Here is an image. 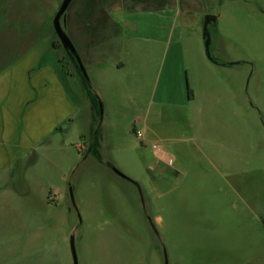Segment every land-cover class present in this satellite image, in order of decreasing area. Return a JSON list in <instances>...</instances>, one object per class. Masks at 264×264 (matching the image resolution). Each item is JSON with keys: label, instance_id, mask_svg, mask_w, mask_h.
Segmentation results:
<instances>
[{"label": "rangeland", "instance_id": "rangeland-1", "mask_svg": "<svg viewBox=\"0 0 264 264\" xmlns=\"http://www.w3.org/2000/svg\"><path fill=\"white\" fill-rule=\"evenodd\" d=\"M63 1L0 0L8 11L0 22L11 28L0 30V49L12 59L32 44L65 92L63 101L54 94L46 101L47 126L23 184L32 192L0 193V215L17 210L16 228L23 223L0 238V264H75L72 239L78 264H264V0H168L192 93L183 104L176 84L161 77L164 47L126 33L129 15L157 13L161 3L107 0L92 28L80 26L86 47L75 18L98 5L73 0L65 32L99 101L101 161L91 152L96 118L83 79L57 47L53 21ZM207 16L216 17L210 56ZM157 90L163 103L154 101ZM40 184L48 192L42 210L34 204Z\"/></svg>", "mask_w": 264, "mask_h": 264}, {"label": "crops", "instance_id": "crops-1", "mask_svg": "<svg viewBox=\"0 0 264 264\" xmlns=\"http://www.w3.org/2000/svg\"><path fill=\"white\" fill-rule=\"evenodd\" d=\"M62 2V0H60ZM60 2V3H61ZM98 6L92 5V10H86L87 15L78 21L75 18V30L81 41V45H90L88 37L79 33L80 26L92 28L93 21L96 20L97 13H105L109 3L107 0H91ZM161 3L160 10L152 13L153 9H145L136 14H131L132 21L129 22L132 29L126 33L133 42L146 43L155 41L162 49L161 58V77L168 78L167 84H176L179 93L180 103L191 101L189 93L185 91V79L187 78V66L185 63V47L182 43L181 35L176 27V15L174 6L168 0H155ZM60 5V4H59ZM57 10V9H56ZM8 12V11H0ZM58 13V12H57ZM150 18L152 21L144 22L143 19ZM64 29L70 27V21L64 17ZM54 22V21H53ZM0 22V30L11 29L10 23ZM9 27V28H8ZM130 28V27H128ZM84 32V29H83ZM1 37V36H0ZM1 42V44H3ZM60 47V46H57ZM0 193L9 189L20 192L21 196L32 192L29 189L25 191L23 184L29 185L28 174L31 171L32 160L31 153L34 152L36 145L44 136L46 124V101L49 100V94H54V98H60L63 101L65 96L59 74L48 66L40 50L28 43L27 47L21 49L20 53L12 59L0 49ZM160 77V79H161ZM159 79L158 86L166 84ZM173 79V82H171ZM188 90V85H187ZM158 91V90H157ZM155 93V100L163 103L162 92ZM58 117V116H56ZM41 197L35 200L38 209L42 210L47 202V188L40 184ZM16 190L13 193H18ZM39 194V193H38ZM26 200V198H24ZM3 206L9 207L10 202L3 201ZM12 213L0 215V222L3 221L0 229V238H10L16 228L18 218L17 210L11 209ZM19 226V225H18ZM8 246L4 250L6 259L13 257L10 250L12 243H6ZM2 245V246H5Z\"/></svg>", "mask_w": 264, "mask_h": 264}, {"label": "water", "instance_id": "water-1", "mask_svg": "<svg viewBox=\"0 0 264 264\" xmlns=\"http://www.w3.org/2000/svg\"><path fill=\"white\" fill-rule=\"evenodd\" d=\"M73 0H64L58 13L56 14L55 18H54V30L56 32V35L58 36L63 48L73 54V56L76 58V60L78 61L82 71H83V74L85 76V78L88 80V77L86 75V71L82 65V61L79 57V54L77 52V49L75 48V46L73 45L71 39L69 38V36L67 35V33L65 32V29L62 25V18L64 17L66 11L68 10L71 2ZM211 21H216V17H213V16H207L204 20V34H205V38H206V51L208 53V55L210 56V41H211V38H210V35H209V31H208V25ZM115 173L120 176L121 178L125 179V180H130L126 175H124L122 172H120L119 170L117 169H114ZM71 249H72V255H73V259H74V263L75 264H78V259H77V252H76V246H75V242L74 240L72 239V242H71ZM166 264H167V259H166Z\"/></svg>", "mask_w": 264, "mask_h": 264}, {"label": "trees", "instance_id": "trees-1", "mask_svg": "<svg viewBox=\"0 0 264 264\" xmlns=\"http://www.w3.org/2000/svg\"><path fill=\"white\" fill-rule=\"evenodd\" d=\"M56 34V32H55ZM57 36V35H56ZM58 38V36H57ZM58 43H59V46L63 47L59 38H58ZM71 58V60L73 61L74 65L76 66V69L78 70L79 74L81 75L82 79H83V82H84V85H85V88L87 90V93H88V96L90 98V101H91V104H92V111H93V114H94V117L96 118L95 119V134L97 135V137H94L93 141H92V145H91V152L93 153V155L95 156V158L99 161H101V156H100V153H99V142H98V132H99V128H98V125H99V121L101 117V114H100V106H99V101L97 99V97L94 95L91 87L89 86V82L87 81V79L85 78L81 68H80V65L78 63V61L76 60V58L73 56V54L67 52ZM188 93H189V98L191 99L192 98V93L188 87ZM98 128V129H97Z\"/></svg>", "mask_w": 264, "mask_h": 264}, {"label": "built area", "instance_id": "built-area-1", "mask_svg": "<svg viewBox=\"0 0 264 264\" xmlns=\"http://www.w3.org/2000/svg\"><path fill=\"white\" fill-rule=\"evenodd\" d=\"M137 136L141 139V141L143 142L144 141V135L142 132H138L137 133ZM153 150H155L156 152L160 150V147L158 145H153ZM173 159L171 157H168L165 161V164L166 165H172L173 163Z\"/></svg>", "mask_w": 264, "mask_h": 264}]
</instances>
